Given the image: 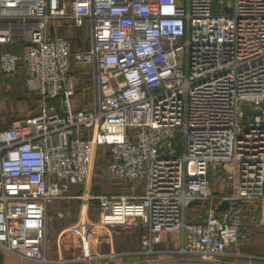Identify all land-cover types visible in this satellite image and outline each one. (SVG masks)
Wrapping results in <instances>:
<instances>
[{
	"label": "built area",
	"instance_id": "2783aa9c",
	"mask_svg": "<svg viewBox=\"0 0 264 264\" xmlns=\"http://www.w3.org/2000/svg\"><path fill=\"white\" fill-rule=\"evenodd\" d=\"M62 24L86 29L88 49L59 34ZM77 66L91 67L88 108L73 100ZM21 69L40 108L0 124L1 251L53 262L49 205L88 183L106 150L105 179L133 182L132 194L89 197L100 219L74 226V261L102 258L91 236L132 219L145 228L136 255L233 264L232 246L234 257L261 258L242 248L264 227V0H0V72ZM194 204L207 206L196 223Z\"/></svg>",
	"mask_w": 264,
	"mask_h": 264
},
{
	"label": "crops",
	"instance_id": "0c3cea01",
	"mask_svg": "<svg viewBox=\"0 0 264 264\" xmlns=\"http://www.w3.org/2000/svg\"><path fill=\"white\" fill-rule=\"evenodd\" d=\"M0 75H2L1 72ZM128 190L130 192V189ZM115 194L126 195L129 193L123 191L122 193ZM137 194H144L142 185ZM69 196L71 198L51 203L48 208L47 256L53 261L48 264H85L81 261H74L75 258L81 255L82 251L80 240L74 232V226L78 222L97 224L100 219L98 201L89 198L90 196H100V194H96L95 190L91 189V183L73 185L70 189ZM188 222H190L189 219ZM261 232L262 231L252 232V243L244 245L242 248L244 254L261 258L251 262L249 258L234 257L232 255L234 248L230 246L228 251L231 255L225 258V260L233 264H264V243L263 247L261 246L259 249L256 247L259 243L261 244V240H264V238L262 239V237H260ZM144 235L145 228L142 227L138 219H132L131 223L127 226L119 225L114 229H98L97 232L91 236L89 244L91 252L94 254H101L103 257L93 264H215L214 262L199 258L178 255H159L150 257L136 255L134 253L142 249V239ZM176 239V234L167 235L165 242L158 248L169 249L177 244ZM126 253L130 255H126ZM112 254L118 255L116 257H109ZM69 260L73 261L62 263ZM0 264L39 263L0 250Z\"/></svg>",
	"mask_w": 264,
	"mask_h": 264
},
{
	"label": "rangeland",
	"instance_id": "374dc122",
	"mask_svg": "<svg viewBox=\"0 0 264 264\" xmlns=\"http://www.w3.org/2000/svg\"><path fill=\"white\" fill-rule=\"evenodd\" d=\"M66 29V28H65ZM67 35L71 37L72 40L78 41L76 43V50L88 49L89 46V32H77L78 30L70 28L67 26ZM79 44V45H77ZM13 45H5L2 48V52L13 50ZM76 73L81 76V81L79 84V89L73 97L76 107L88 108L94 104V93L91 88L90 81V66H77L75 69ZM25 78L22 72V76H5L0 75V124L2 128H8L12 126L14 122H19L26 120L27 118L37 114L39 110V101L37 97L33 94L27 92L25 87ZM108 165V154L106 150H100L97 152L94 161V169L91 180V189L95 190L96 194H112L115 193H126L132 194V189L134 183L128 180H119L117 182H108L105 179V172ZM137 192L142 185L136 183ZM83 187V186H82ZM81 187V188H82ZM130 189V192L129 190ZM219 189H217L218 191ZM123 195V194H121ZM127 195V194H126ZM207 206L204 204H199L191 207L188 210V219L190 222H200L201 218L206 214ZM256 231H262L260 237L264 238V227ZM260 241V240H259ZM264 240H261L256 247L259 249L263 247Z\"/></svg>",
	"mask_w": 264,
	"mask_h": 264
},
{
	"label": "trees",
	"instance_id": "16d2710c",
	"mask_svg": "<svg viewBox=\"0 0 264 264\" xmlns=\"http://www.w3.org/2000/svg\"><path fill=\"white\" fill-rule=\"evenodd\" d=\"M67 26L68 25H61V28H60V30H59V34H61V35H67ZM66 28V29H65ZM77 30V29H76ZM87 30L86 29H78V31L77 32H79V33H82V32H86ZM72 43H73V45H74V47H76V43H78V41L76 42V40L74 41V40H72ZM77 45H79V44H77ZM80 46V45H79ZM13 50H9V51H11V52H22V49H23V46L22 45H13ZM77 48V47H76ZM2 75H4V74H2ZM6 76V75H5ZM17 76H22V69L20 70V73L18 74V75H16V77ZM91 85H92V83H91ZM28 92V91H27ZM31 94V93H30ZM34 95V94H33ZM38 99V101H39V104H40V99L39 98H37ZM196 205H199V204H194V205H192V207L193 206H196Z\"/></svg>",
	"mask_w": 264,
	"mask_h": 264
},
{
	"label": "water",
	"instance_id": "95a60500",
	"mask_svg": "<svg viewBox=\"0 0 264 264\" xmlns=\"http://www.w3.org/2000/svg\"><path fill=\"white\" fill-rule=\"evenodd\" d=\"M249 111H246V114L248 113ZM230 204L228 202H224L223 204H221L218 208L219 211H223V210H227L229 208Z\"/></svg>",
	"mask_w": 264,
	"mask_h": 264
}]
</instances>
